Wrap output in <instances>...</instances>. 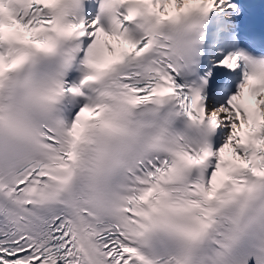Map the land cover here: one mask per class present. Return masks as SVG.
I'll use <instances>...</instances> for the list:
<instances>
[{"label": "snow or ice", "instance_id": "1", "mask_svg": "<svg viewBox=\"0 0 264 264\" xmlns=\"http://www.w3.org/2000/svg\"><path fill=\"white\" fill-rule=\"evenodd\" d=\"M0 264H264V0H0Z\"/></svg>", "mask_w": 264, "mask_h": 264}]
</instances>
